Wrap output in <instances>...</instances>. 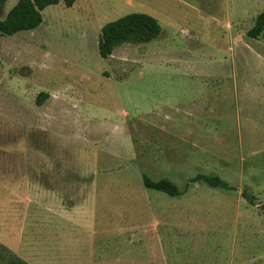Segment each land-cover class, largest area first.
<instances>
[{
  "label": "rangeland",
  "instance_id": "obj_1",
  "mask_svg": "<svg viewBox=\"0 0 264 264\" xmlns=\"http://www.w3.org/2000/svg\"><path fill=\"white\" fill-rule=\"evenodd\" d=\"M262 11L264 0H82L46 7L35 29L0 33V264H22L19 234L27 239L29 204L47 186L87 202L73 216L88 231L68 232L69 245L110 242L130 257L157 221L161 233L194 230L181 238L206 257L264 264V33L247 34ZM133 12L164 30L101 57L102 26ZM199 173L234 189L191 182ZM144 174L181 194L146 187Z\"/></svg>",
  "mask_w": 264,
  "mask_h": 264
},
{
  "label": "crops",
  "instance_id": "obj_2",
  "mask_svg": "<svg viewBox=\"0 0 264 264\" xmlns=\"http://www.w3.org/2000/svg\"><path fill=\"white\" fill-rule=\"evenodd\" d=\"M81 1L77 0L73 6H77ZM159 22L161 21L159 20ZM50 182L56 184V181L50 180ZM90 184L92 188H95V182H91ZM47 187L45 189L49 192L45 191L43 202L29 204V214L27 220L24 221L29 232L27 239H22L21 233L19 234V241H26L29 244L27 249L18 250L19 253L15 252V254L28 264H229L226 257H216L213 259L211 253L206 257L205 252H201V249L193 247L196 246L197 242L194 237L183 241L181 237L193 236L194 230H168L166 233H161L156 229L158 225L157 221L154 222V226L152 225L153 222L150 225L152 229L146 228L141 232L138 253L132 249L127 250L129 254L135 253V255H131L130 257L124 256L121 253L122 250L111 246L110 242L105 244H87L82 247L69 245L68 242L64 241L68 232L71 231L75 235V233L81 234L82 231H88L73 216V212L83 210L80 207H85L84 204H87V202L81 199L82 197L76 198L73 196L70 198L65 195H53L51 194L52 187ZM92 196L95 195L93 194ZM92 200L91 202L95 203V206L92 207V224L97 226L104 219L102 214H99L101 210L99 207V197ZM110 200V198H105L104 203L109 205L111 204ZM106 211L108 214L110 209H106ZM41 214L43 219L40 217ZM42 225H44L45 229L43 237L39 231H36V227ZM70 225H72L71 230H69ZM91 233L95 235L97 231L92 230ZM128 238L130 243H136L132 236ZM183 243L191 246L189 253L180 257L179 246ZM167 250L171 252V256L169 257L166 255ZM111 253L115 256V260L112 262ZM231 264L236 263L231 262Z\"/></svg>",
  "mask_w": 264,
  "mask_h": 264
},
{
  "label": "trees",
  "instance_id": "obj_3",
  "mask_svg": "<svg viewBox=\"0 0 264 264\" xmlns=\"http://www.w3.org/2000/svg\"><path fill=\"white\" fill-rule=\"evenodd\" d=\"M8 0H0V10ZM77 0H18L16 5L10 10L5 19L0 20V33L3 35H14L20 31L32 30L43 22V10L51 5L64 2L67 7H72ZM163 27L159 20L148 13L133 12L109 21L101 28L99 40V53L101 57H109L114 50L125 42L135 39H147L161 34ZM264 33V11L259 13L255 24L248 31L251 38H259ZM41 102L40 99H38ZM146 187L165 192L171 196H178L181 191L177 184L168 178L153 180L147 174L143 175ZM191 182L203 181L212 187L234 189L226 180L218 175H208L199 173L194 176ZM254 197L250 199L254 204ZM0 246L6 249L3 245ZM15 259L22 264H28L20 257Z\"/></svg>",
  "mask_w": 264,
  "mask_h": 264
}]
</instances>
